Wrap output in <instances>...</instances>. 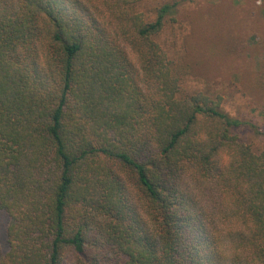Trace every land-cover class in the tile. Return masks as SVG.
I'll return each mask as SVG.
<instances>
[{
    "label": "trees",
    "instance_id": "16d2710c",
    "mask_svg": "<svg viewBox=\"0 0 264 264\" xmlns=\"http://www.w3.org/2000/svg\"><path fill=\"white\" fill-rule=\"evenodd\" d=\"M143 1L0 0V264H264V150L239 134L264 131L182 95L156 40L185 20L191 75L229 61L220 76L264 105L245 57L259 8L199 20L181 0L148 21Z\"/></svg>",
    "mask_w": 264,
    "mask_h": 264
},
{
    "label": "rangeland",
    "instance_id": "374dc122",
    "mask_svg": "<svg viewBox=\"0 0 264 264\" xmlns=\"http://www.w3.org/2000/svg\"><path fill=\"white\" fill-rule=\"evenodd\" d=\"M181 0H144L135 7V12L143 14L146 20H151L154 10L165 3ZM220 0H188L185 6L194 14L198 11H214L218 14L219 9L215 8ZM237 5L244 4L243 0H238ZM255 5L259 8L258 18L264 24V4L262 0H255ZM215 8V9H214ZM210 13V12H209ZM200 14L195 16L201 20ZM203 17V16H202ZM262 29V28H261ZM264 29V28H263ZM191 26L185 21H176L167 23L156 40L168 54L176 74L180 78V90L182 95L205 92L208 94L219 95L222 98L221 108L231 117L242 121H248L259 128V132L264 131V105H255L252 99L245 93L244 88L239 84V78L236 75L232 77L220 76L219 72H226L230 62L222 61L219 64V72H210L211 78H205L206 75L196 73L191 75L186 63L190 64L192 60H186L191 55L190 47L197 38L193 37ZM196 36L197 33L195 32ZM247 53L245 57L252 59L256 64L264 62V41L259 35H252L245 42ZM244 57V53H243ZM241 139L249 144L255 152L264 150V136L251 134L246 131L239 132ZM7 221L3 213L0 212V246L5 248V230Z\"/></svg>",
    "mask_w": 264,
    "mask_h": 264
}]
</instances>
